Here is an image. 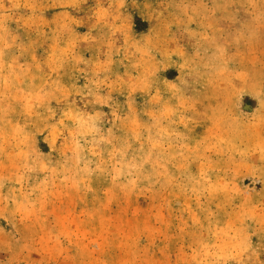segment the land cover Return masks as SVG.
Returning a JSON list of instances; mask_svg holds the SVG:
<instances>
[{
  "label": "rangeland",
  "instance_id": "374dc122",
  "mask_svg": "<svg viewBox=\"0 0 264 264\" xmlns=\"http://www.w3.org/2000/svg\"><path fill=\"white\" fill-rule=\"evenodd\" d=\"M0 264H264V0H0Z\"/></svg>",
  "mask_w": 264,
  "mask_h": 264
}]
</instances>
